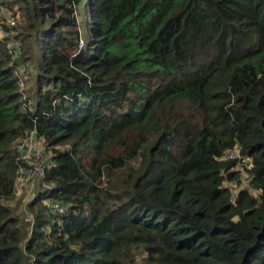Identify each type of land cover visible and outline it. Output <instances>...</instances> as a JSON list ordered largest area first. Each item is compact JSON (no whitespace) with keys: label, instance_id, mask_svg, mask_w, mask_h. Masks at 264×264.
<instances>
[{"label":"trees","instance_id":"trees-1","mask_svg":"<svg viewBox=\"0 0 264 264\" xmlns=\"http://www.w3.org/2000/svg\"><path fill=\"white\" fill-rule=\"evenodd\" d=\"M83 1L0 0L41 51L27 96L0 42V264H264V0H87L86 43ZM33 129L47 173L19 215Z\"/></svg>","mask_w":264,"mask_h":264},{"label":"built area","instance_id":"built-area-1","mask_svg":"<svg viewBox=\"0 0 264 264\" xmlns=\"http://www.w3.org/2000/svg\"><path fill=\"white\" fill-rule=\"evenodd\" d=\"M18 17L6 5L0 2V42L4 43L9 49L10 58L16 62V73L21 78V84L25 83V74L28 72L27 63L22 60V47L14 30L18 24ZM37 130L33 129L29 135L15 145V150L18 154V160L22 165L16 169V189H21L22 186L41 180L46 176L47 167L43 156V139L37 134ZM238 152L227 151L224 155L225 159L238 158ZM249 186V177L244 172V177L241 182V188ZM238 190H235L231 196V200L235 201ZM48 211L53 215H66L67 208L61 203H55L50 200L44 201ZM26 220L31 221V216H27Z\"/></svg>","mask_w":264,"mask_h":264},{"label":"rangeland","instance_id":"rangeland-1","mask_svg":"<svg viewBox=\"0 0 264 264\" xmlns=\"http://www.w3.org/2000/svg\"><path fill=\"white\" fill-rule=\"evenodd\" d=\"M12 1V0H8ZM78 14H79V27L81 32V38L83 39L84 43H86L89 40L90 36V29L92 25V11L90 6L87 3V0H84L79 6H78ZM11 10V9H10ZM15 15L18 17V24L16 29L13 32V35L16 34V36H19V34L22 31V26L26 25V19L23 17L22 13L19 10V7H15V10H13ZM18 28V30H17ZM35 43V42H34ZM28 72L25 74L24 77H26L25 83H24V90L25 93H27V96H29L31 89H34L35 81L38 76V63L41 58V51L38 44H35V46H32V49H29L28 54ZM43 179L36 180L34 182H30L24 186H22L21 189H18L17 195L14 198V200L9 202V205L12 207H18L19 208V215L21 213H28L27 205L33 201L36 196L39 193V190L41 188L43 189L44 185L42 184Z\"/></svg>","mask_w":264,"mask_h":264}]
</instances>
